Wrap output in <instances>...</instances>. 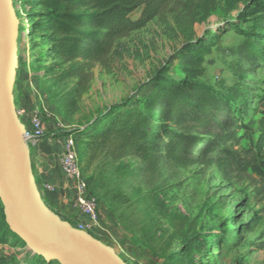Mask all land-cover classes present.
I'll use <instances>...</instances> for the list:
<instances>
[{
    "label": "rangeland",
    "instance_id": "rangeland-1",
    "mask_svg": "<svg viewBox=\"0 0 264 264\" xmlns=\"http://www.w3.org/2000/svg\"><path fill=\"white\" fill-rule=\"evenodd\" d=\"M12 1L18 18L13 85L17 112L19 117L26 109L39 114L44 123L53 124L64 136L87 127L112 105L138 106L151 91L155 72L163 67L166 77L183 78L179 55L189 43L203 39L211 44L203 74L195 80L216 89L229 85L233 78L235 58L229 48L250 36L264 44V29L253 28L250 16L244 13L264 0H174L144 28L118 40L104 62L91 67V79L82 87L78 78L59 80L55 76L61 65L49 50L48 31L36 15L42 11L36 0ZM138 13L136 10L131 16ZM211 31L212 36L207 37ZM246 81L250 103L236 124L241 149L249 145L250 135L255 138L260 131L264 61L253 73H247ZM23 91L26 105L20 103ZM71 136L76 141L79 137ZM27 144L30 149L32 142ZM126 161L133 175L117 184L132 206L119 207L111 203L109 194L94 190L99 223L87 231L126 263L264 264V202L254 196L252 175L235 180L224 177L214 165L196 163L187 167L163 165L159 175L150 179L141 161ZM31 167L33 170L32 163ZM2 210L0 201V235L8 228L2 221ZM214 235L217 241L212 240ZM0 255L13 264H59L46 263L10 235L6 243H0Z\"/></svg>",
    "mask_w": 264,
    "mask_h": 264
},
{
    "label": "trees",
    "instance_id": "trees-1",
    "mask_svg": "<svg viewBox=\"0 0 264 264\" xmlns=\"http://www.w3.org/2000/svg\"><path fill=\"white\" fill-rule=\"evenodd\" d=\"M173 1L36 0L42 8L36 15L48 31L49 50L61 65L55 76L59 80L78 78L83 87L91 79V67L103 63L118 40L144 28ZM136 10L139 13L133 18ZM244 13L250 16L253 28L264 29V4L249 7ZM205 42L198 39L182 49L179 66L183 78L166 77L163 67L155 72L151 91L138 106L112 105L87 127L66 133L79 135L75 140L78 162L88 184L92 183L89 193L95 197L97 209V189L104 196L109 194L111 203L119 207L132 206L117 184L133 175L128 158L141 161L150 179L159 175L163 165L187 167L196 163L214 165L224 177L235 180L252 175L254 196L264 202V107L258 119L260 131L255 138L248 137L246 148L238 147L241 136L236 128L239 115L246 113L250 103L246 75L262 65L264 44L250 36L229 48L235 58L233 78L229 85L216 89L195 80L203 74L205 57L212 52L211 44ZM19 118L27 129L28 119ZM1 217L5 223L3 210ZM9 235L22 243L7 227L1 232L0 243H6ZM215 236L212 240L217 241ZM0 264L13 263L0 255Z\"/></svg>",
    "mask_w": 264,
    "mask_h": 264
},
{
    "label": "water",
    "instance_id": "water-1",
    "mask_svg": "<svg viewBox=\"0 0 264 264\" xmlns=\"http://www.w3.org/2000/svg\"><path fill=\"white\" fill-rule=\"evenodd\" d=\"M17 35L13 1L0 0V201L5 223L46 263L128 264L113 248L61 219L41 198L13 97Z\"/></svg>",
    "mask_w": 264,
    "mask_h": 264
},
{
    "label": "crops",
    "instance_id": "crops-1",
    "mask_svg": "<svg viewBox=\"0 0 264 264\" xmlns=\"http://www.w3.org/2000/svg\"><path fill=\"white\" fill-rule=\"evenodd\" d=\"M24 91L20 93V103L26 105ZM26 109V107H24ZM29 112L24 110L23 118H28ZM44 136L32 142L30 146L33 174L37 179L41 198L45 205L65 220L76 224L84 223L92 230L93 226L79 211L75 197V183L68 180L63 172L60 156L63 151L66 136L57 133L56 127L43 122ZM54 130V131H53ZM92 183L89 184L91 190Z\"/></svg>",
    "mask_w": 264,
    "mask_h": 264
},
{
    "label": "built area",
    "instance_id": "built-area-1",
    "mask_svg": "<svg viewBox=\"0 0 264 264\" xmlns=\"http://www.w3.org/2000/svg\"><path fill=\"white\" fill-rule=\"evenodd\" d=\"M27 119L29 121V127L27 129L25 128L24 136L26 142H35L41 139L45 132L40 115L37 113H30ZM60 162L66 178L75 183L74 200L79 211L86 217L91 226L98 225L99 213L96 199L89 193L88 181L80 170L76 142L71 135H67L64 139ZM75 227L85 231L88 228V226L81 222L76 223Z\"/></svg>",
    "mask_w": 264,
    "mask_h": 264
}]
</instances>
